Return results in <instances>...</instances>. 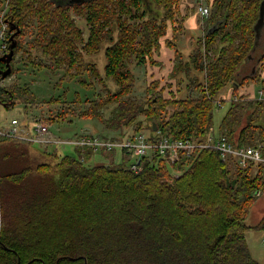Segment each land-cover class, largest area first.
Listing matches in <instances>:
<instances>
[{
  "label": "trees",
  "instance_id": "1",
  "mask_svg": "<svg viewBox=\"0 0 264 264\" xmlns=\"http://www.w3.org/2000/svg\"><path fill=\"white\" fill-rule=\"evenodd\" d=\"M181 1L11 0L8 18L20 33L8 77L19 70L20 55L29 60L25 65L63 70L60 77L50 75L59 78L56 85L77 84L76 76L86 68L83 56L100 53L103 74L92 68L112 87L105 97L96 95L82 114L100 120L113 102L107 126L99 127L107 134L102 135L147 130L153 138L157 131L203 138L215 131L220 91L232 82L235 94L245 82L263 78L264 25L260 36L256 25L264 0H209L214 13L199 50L189 58L200 76L187 88L197 95L166 97L156 85L150 98L136 101L130 96L135 87L131 65L154 64L164 44L175 46L166 36L169 22L174 30L181 27L175 26ZM247 61L257 70L240 77ZM1 67L7 68L5 62ZM68 75L70 80H61ZM79 81L86 87L83 78ZM82 98L51 96L47 102L62 105L53 121L75 115L70 103ZM20 101L28 112L43 99L27 82L0 85L1 105ZM248 101L232 103L218 132L238 145L254 143L258 135L264 144L263 123L253 112L244 120L247 107L263 105L264 99ZM31 145L0 136V264H260L246 235L264 229V216L255 224L246 220L264 196L262 164L243 168L206 148L176 161L169 153L154 152L135 172L131 164L115 162L117 152H103L106 163L87 165L96 154L91 148L75 147L76 155L45 148L40 156Z\"/></svg>",
  "mask_w": 264,
  "mask_h": 264
},
{
  "label": "rangeland",
  "instance_id": "2",
  "mask_svg": "<svg viewBox=\"0 0 264 264\" xmlns=\"http://www.w3.org/2000/svg\"><path fill=\"white\" fill-rule=\"evenodd\" d=\"M207 1L210 6L211 16V14L214 13L215 7L211 5L209 0ZM155 7L157 8V6ZM181 11L182 13L178 15L179 20L175 24V26H181L180 29L178 28L174 30L171 26L172 23H168L169 29L166 37L175 42V46L170 47L164 44L161 52L156 54L155 58L157 61L154 64L149 63L147 65H137L136 63H132L131 67L135 75V87L130 96L134 100L139 102L146 100L150 98L151 95L156 92V90H162L166 97H170L172 94H175L179 98H185L188 95H197L196 90L187 88L188 85L195 86L199 80L197 76H200L198 71L195 70V66L191 64L192 61L189 58L199 50L198 43L201 38H204L208 30L210 16L203 18L198 14L196 0H182ZM77 22L78 24H83L84 20L77 18ZM203 51L206 52L205 48H203ZM209 54H211V52H209ZM17 57L18 58H16L15 67L17 66L19 70L14 72L12 76L6 78L3 81V86H9L13 83L24 86L25 82H27V85L31 86L35 96L39 100L43 99V101L37 103L34 107L29 108L32 109V113L25 111V104L22 101H20L14 107H6L0 104V126L7 124V122L13 117L25 119L34 113L38 115L44 114L48 118L52 132L61 138H74L76 135L82 133L85 129H89L97 134L107 135L104 132L105 130L99 127L101 125L104 127L107 126L105 124V118L111 115L113 110V102L109 103L107 107L102 110L103 117L100 119L101 121L97 118L87 117L82 114L85 109L91 106V103L97 98V96L105 97L107 91H109L112 87L111 83L107 80H99L96 70H93L92 68L95 66L98 71L100 69L99 73L101 72L103 74V65L105 60L102 54L94 53L91 55H84L83 59L86 68L79 73V70L77 69L74 71L76 74L78 73L76 76L77 78L75 79L77 84H80L79 79L83 78L86 81V87L84 85H77L74 81H65L62 85H56V82L59 81V78H52L50 75L54 74L60 77L64 75L63 70L53 69V67L49 68L47 65L46 67H40L38 65H33L32 63L25 65L24 63L26 61L28 62L29 60L22 58L20 55ZM187 62L190 63L183 67V64ZM205 63H207V58ZM177 66L179 67V70L174 71ZM33 69H35V71H33ZM259 71H261L263 77L261 81H247L237 89L235 94L233 92L234 83L232 82L226 85L220 91L215 102V131H219L221 120L228 112L233 102L235 103L241 101L249 103L248 100L257 101L264 99V95L260 94V91L264 90V66ZM195 72H197L196 75H194ZM70 77L71 76L68 75L66 78H61V80H70ZM156 85H158V87L155 90L154 86ZM149 86L150 90L148 89ZM68 89L69 91H67ZM66 93L69 99L80 96L83 97V101L70 103L71 107L76 108L75 115L69 114L66 119H58L53 121L51 117L62 108V105H55L54 102L49 103L47 101L51 96L59 97L63 96V94L66 95ZM218 102H221L222 105L219 106ZM169 109H173V107H170ZM251 112H253L254 116H257L256 119H262L264 123V104H254L250 108L247 107L245 110V114L247 115L244 116L245 121L247 118L246 116H248V114ZM143 132L148 134L147 130H144ZM260 138L258 135L256 142L248 143L246 145H255L260 143L263 144V142H260ZM262 138L264 140V136ZM30 147L36 149L37 151L33 150V152L40 156L42 154L44 156V153L39 152V150H45V148L46 150L57 148L59 155H76L75 147L72 144L52 145L48 147L32 144ZM116 152L117 154L115 156V162L123 161L126 165H129L136 161V156H125L121 151ZM39 158L41 160V157ZM30 160H32V157H30V159L24 160L22 163H27L28 161L30 162ZM106 161H109L108 155L104 153H96L93 160H91L87 165H94L100 162L106 163ZM261 199L263 203H260L259 206L254 207L250 213V216L247 218L246 222L248 224H255L259 221V219H262V215L264 214V196L261 197ZM246 238L253 258L256 259L260 264H264V229L250 230L248 231Z\"/></svg>",
  "mask_w": 264,
  "mask_h": 264
},
{
  "label": "built area",
  "instance_id": "3",
  "mask_svg": "<svg viewBox=\"0 0 264 264\" xmlns=\"http://www.w3.org/2000/svg\"><path fill=\"white\" fill-rule=\"evenodd\" d=\"M197 12L203 17L210 16V6L207 0H196ZM11 0H2L0 3V57L10 52L11 21L8 18ZM4 62V61H2ZM4 69V68H3ZM8 78V77H6ZM0 73V85H3ZM264 95V91H260ZM221 106L222 103L218 102ZM30 109L28 113H32ZM31 114L28 118H11L7 124L0 126V136L18 140L24 143H32L45 147L52 145L72 144L74 147L91 148L95 153L103 152H126L128 155L136 156V161L131 164L135 172L143 169L142 159L155 153H169L171 160L176 161L180 155L190 158L201 149H215L223 159L232 160L240 167H252L255 164L264 166V144L238 145L225 134L211 131L205 137L174 138L168 132L157 131L154 138L140 131L127 136H105L94 133L89 129L74 138H61L52 132L48 118L44 114ZM84 160V157H82ZM261 192H258L260 195Z\"/></svg>",
  "mask_w": 264,
  "mask_h": 264
},
{
  "label": "water",
  "instance_id": "4",
  "mask_svg": "<svg viewBox=\"0 0 264 264\" xmlns=\"http://www.w3.org/2000/svg\"><path fill=\"white\" fill-rule=\"evenodd\" d=\"M263 25H264V4L262 6L260 19H259V21H258V23L256 25V30H257V33H258L259 36H260L261 28H262ZM14 29H15V27L11 23V30H14ZM19 33H20V29H18L15 32H13V34L10 37V39H11L10 52L7 53L6 55L0 57V73H1L3 78L8 77L12 73L11 62L14 59V56H15V48L18 45V42L16 41V36ZM2 61H4L7 64V68L6 69L5 68L3 69L1 67V62ZM155 130H157V128ZM85 264H87V262Z\"/></svg>",
  "mask_w": 264,
  "mask_h": 264
},
{
  "label": "crops",
  "instance_id": "5",
  "mask_svg": "<svg viewBox=\"0 0 264 264\" xmlns=\"http://www.w3.org/2000/svg\"><path fill=\"white\" fill-rule=\"evenodd\" d=\"M257 70L256 66H254L252 64L251 61H247L246 64L242 67L241 69V73H240V77H243V76H246V75H251V74H254L255 71ZM241 79V78H240ZM260 121H262L263 123V120L261 119ZM221 124V123H220ZM264 124V123H263ZM217 132V131H216ZM260 203H263L262 202V199L255 205V207L259 206ZM264 216V214L262 215V217ZM260 220V219H259Z\"/></svg>",
  "mask_w": 264,
  "mask_h": 264
},
{
  "label": "flooded vegetation",
  "instance_id": "6",
  "mask_svg": "<svg viewBox=\"0 0 264 264\" xmlns=\"http://www.w3.org/2000/svg\"><path fill=\"white\" fill-rule=\"evenodd\" d=\"M13 61V60H12ZM12 63V62H11ZM5 65H7L6 63H5Z\"/></svg>",
  "mask_w": 264,
  "mask_h": 264
}]
</instances>
